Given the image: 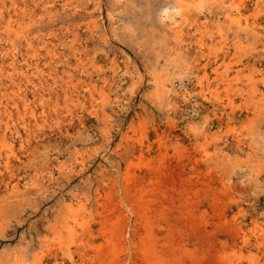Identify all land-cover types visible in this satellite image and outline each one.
<instances>
[{
	"label": "rangeland",
	"instance_id": "1",
	"mask_svg": "<svg viewBox=\"0 0 264 264\" xmlns=\"http://www.w3.org/2000/svg\"><path fill=\"white\" fill-rule=\"evenodd\" d=\"M0 264H264V0H0Z\"/></svg>",
	"mask_w": 264,
	"mask_h": 264
}]
</instances>
